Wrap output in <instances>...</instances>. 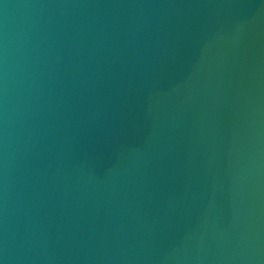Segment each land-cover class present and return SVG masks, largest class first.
I'll use <instances>...</instances> for the list:
<instances>
[{
	"label": "water",
	"instance_id": "obj_1",
	"mask_svg": "<svg viewBox=\"0 0 264 264\" xmlns=\"http://www.w3.org/2000/svg\"><path fill=\"white\" fill-rule=\"evenodd\" d=\"M0 264H264V0H0Z\"/></svg>",
	"mask_w": 264,
	"mask_h": 264
}]
</instances>
